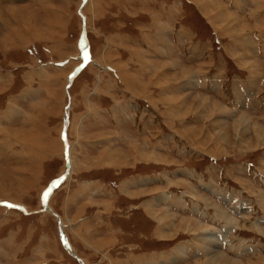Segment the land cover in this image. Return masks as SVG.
Instances as JSON below:
<instances>
[{"label":"rangeland","instance_id":"rangeland-1","mask_svg":"<svg viewBox=\"0 0 264 264\" xmlns=\"http://www.w3.org/2000/svg\"><path fill=\"white\" fill-rule=\"evenodd\" d=\"M5 1L0 18L11 30L0 31V184L11 196L0 192V264L47 260L29 262L31 245L20 260L3 254L14 246L7 232L24 237L21 217L37 218L38 233L54 232L80 264H264V0ZM53 5L59 17L44 18ZM217 10L228 17L218 19ZM28 30L44 40L30 43ZM51 30L54 43L45 40ZM28 61L60 76L64 101L48 114L50 104H38L46 96L20 99L7 121L1 112L21 87L57 88L44 74L40 84L22 80ZM10 71L18 76L13 87ZM25 126L37 141L10 134ZM98 179H108L116 197L86 204L95 195L82 186ZM63 201L71 211L82 207L61 217ZM84 212L107 213L102 227L115 229L117 237L108 236L116 239L84 236L76 223ZM67 227L91 251L79 254Z\"/></svg>","mask_w":264,"mask_h":264},{"label":"crops","instance_id":"crops-1","mask_svg":"<svg viewBox=\"0 0 264 264\" xmlns=\"http://www.w3.org/2000/svg\"><path fill=\"white\" fill-rule=\"evenodd\" d=\"M196 1H197L198 6H199V3L202 0H196ZM0 2L5 3L6 1L5 0H0ZM3 5H5V4H3ZM187 8H188V5H187ZM2 9H3V12H4V8H0V12H1ZM45 11H46V17H44V18H46V19H48L49 15H52V16L56 15L57 17H59V12L60 11L59 10L57 11V9L54 7V5L52 6L51 11H48V10H45ZM52 11H55V15L53 14ZM185 12H186V8H185ZM184 15H186V14L184 13L181 16V18H183ZM220 15H223L224 17H226L225 13H223V12L221 13L220 10H217L216 17L219 18ZM1 20L2 19L0 18V31L6 32L5 29H10V25L2 22ZM52 25H53V21L51 22V26ZM7 26H8V28H7ZM38 27H40V26L38 25ZM54 27L58 30V32H60V30H59L60 29L59 20H57L56 25H54ZM152 27H154V26L152 25ZM190 27H193V26H190ZM40 28H42V27H40ZM44 28H46V27H44ZM191 29L195 33H199L197 28L194 27V28H191ZM52 32H53V30H51V38H48V39H45V40L46 41H53V43H54L56 40L53 39V35L52 34H54V33H52ZM54 32H55V34L57 33L56 31H54ZM21 33L25 34L23 31H21ZM32 35L34 37H30ZM26 36H27L26 40L29 41L30 43L34 42V40H35V42H42L44 40V39H37L35 37L36 35L33 34L30 30L27 31V33L25 35V38H26ZM22 43H26L27 44V42H22ZM110 43H112V42H110ZM115 45H117L119 48L124 47L123 43L114 44V47H115ZM29 47H31V46H28L27 48H29ZM52 47H54V44L52 45ZM22 50H24V49H22ZM8 52L9 51H7L6 53H8ZM35 57H38V55L35 56ZM30 58L32 60L36 59V58H34V56L33 57L30 56ZM10 62H12V61H10ZM122 62H123V60H122ZM30 63H31L30 61L25 63V70L27 69L26 70L27 72L24 71L21 74L22 80H24L26 82H29V83H31V81L34 80L35 82H37V83L39 82V84H40V83H42L44 81V79L42 78V74H44L45 77H46V80H48L49 82L54 80L53 86H55L57 88L53 87L50 90H48L47 88L38 89V86H36V87L35 86L34 87H31V86L30 87H27V86L21 87V90H20L21 93L16 94V95L12 94L13 95L12 96V101L10 102L9 107H7V109H5V110H3V112H1L2 116H4L3 119L6 118L7 121L12 117V115L15 112H17L19 110L20 106L16 105L15 102H19L20 99L28 101L27 97H29V98H39L41 96H43V97L46 96L47 98L43 99L40 102H38V104L39 105L42 104L41 106H44L46 104H50V108H49L48 114L53 113L55 108L59 109L60 108L59 106H61L60 103L64 101V96H63L64 90L62 89L63 87H60L61 86L60 85V83H61L60 76L58 74L56 76H54V77L50 76L49 75V71H48L49 68H46V69L45 68H39L40 72H36V71L33 70V66L32 67L26 66L27 64L30 65ZM28 68L31 69L30 73H29V69ZM117 76H118V78H120L122 80L127 79V78L130 77V76H127V75L125 76V78H123L122 76L120 77L119 75H117ZM6 78H7V79H5L6 86L13 87L14 84L17 82L18 76H16V74L14 72L10 71V72H8V76H6ZM39 78H41V79H39ZM101 80L102 79H101V74H100V81ZM2 81H4V79H3V77L0 76V84H2ZM42 87H44V86H42ZM1 91H4V89H0V92ZM14 98H16V99H14ZM31 107H32V105H31ZM24 113L21 115V119L22 120L25 119L24 118L25 117ZM6 127H7V125L4 126L3 129L5 130ZM10 131L9 132H10L11 135L15 134V135H17L20 138L23 137V139H26V137L28 138V135L30 134L29 139L32 138L33 142L37 141V140H35L36 139V134L35 133L33 134V130L28 128V127H26V126L25 127H21L19 130L10 129ZM40 133H42V132H40ZM40 136L43 137L42 135H40ZM43 139H44V137H43ZM24 144H27V143L24 142ZM38 150H40L41 153L43 152L42 148H39ZM36 152L40 153L37 150H36ZM4 157L7 159V156H4ZM9 158H11V157H9ZM23 160H26L29 164H32V160L29 157H25ZM7 161L10 162V160H8V159H7ZM26 161H23V162H26ZM9 165H11V164H9ZM89 182H91V184H89ZM85 183H87L89 185V188H85V185H84V186H82V187H84L83 190H85V189H86V191L89 190L88 192L93 191L94 195H95V196L92 197V199L88 198V200L85 201L86 204L92 203V201L95 202L96 200H106L107 198L109 199L110 197L108 195H111V196L114 195V198L116 197L115 196L116 194L113 193L110 189H108V184H109L108 183V179L105 182L102 181L101 179L91 180V181H87L86 180ZM77 186H78V184H77ZM78 191H81V190H78ZM62 205L65 208V211H64V214L63 213L60 214L61 217L65 216V214H66V216H68L70 214L75 216V213L79 211L80 207H82L81 204H80V206L75 211H71L70 207L71 206L74 207V204H72V205L68 204V206H69L68 209L66 207V202L65 201L62 202ZM60 208H61V204H60ZM85 212L83 214H81V215H76V217H78V218H76L77 219L76 223L78 224L79 229L82 231L84 236L91 237V239L93 238V240H94V238L104 239V238L113 237V236L117 237L115 229H113V228L110 229L111 227H108V226L107 227H102L101 223L104 222V217H105V215L107 213H91L89 215H86ZM20 217H21V215H20ZM25 219L26 218H23V217H21V219L19 218V220L21 222L18 221V225H17V226H21V227H18V228L20 229V231L22 230L24 237H22L21 235H18L19 231L15 232V233H12V232L9 231V232H7L4 235V237H6L5 239L7 241H9L10 244L13 243L14 246H13V248H9V249L5 247L3 249V254L7 253V255L9 257L11 255L15 254L16 259L20 260V256L23 255L25 250H28V249H26L27 246L31 245V248H30L31 253L29 254L30 255V261L29 262H34L35 261V260L33 261L34 258H37L38 256H42L43 258H46L47 260H43L41 262L39 261L40 262L39 264H78L79 263L80 260L79 261L77 260V257H76L77 255L72 254V253L69 254V252H67L65 249L63 250L62 248H60L59 242L57 240V236H56V234L54 232H49V233L47 232L48 234L38 233V232H40V230H42L40 228H43V225H41L39 221H35V220H37V218L35 220H33V221L30 219L31 222H25ZM25 224H27L26 225L27 228L29 227L28 226L29 224H33V227H30V230H29L32 233L31 232H27L26 233L27 229H26ZM59 225H60V222H59ZM24 229H25V231H23ZM66 229L68 231L67 234H68V236H70L71 240H74V242L78 241V244L74 243V247H76V250L79 252V254H82L84 256L86 254H84L83 251H85V250L91 251L90 249L87 248L86 244L84 242H82L80 237L76 234V229L74 227H72V228L71 227L70 228L67 227ZM36 230H37V234H35ZM44 230H45V228H44ZM109 233H114V235L113 236L112 235L108 236ZM116 237H113V238L116 239ZM1 238H3V237H1ZM104 250L105 249L97 250V253H100L101 251L103 252ZM16 251H17V253H16ZM67 253L70 255V257H69V255L68 256L66 255ZM29 255H26V256L29 257ZM79 258H81V257H79ZM55 262H57V263H55Z\"/></svg>","mask_w":264,"mask_h":264},{"label":"bare ground","instance_id":"bare-ground-1","mask_svg":"<svg viewBox=\"0 0 264 264\" xmlns=\"http://www.w3.org/2000/svg\"><path fill=\"white\" fill-rule=\"evenodd\" d=\"M205 7V6H204ZM207 10V9H206ZM208 12H206V14H207ZM226 17H228V16H226ZM230 18V17H229ZM232 18V17H231ZM230 18V19H231ZM236 18V17H235ZM219 19V18H218ZM238 19V18H237ZM235 22V21H234ZM237 22H239V21H237ZM2 40H1V43L3 42V43H5L6 42V40H8V39H10V36H9V38H7V36L5 37H3V38H1ZM5 46V45H4ZM186 78V77H185ZM186 87V86H185ZM209 105V104H208ZM194 128V127H193ZM193 131V130H192ZM195 131V130H194ZM242 136V135H241ZM223 137V136H222ZM205 140V139H204ZM251 141V140H250ZM107 154V153H106ZM109 156V155H108ZM159 156V155H158ZM141 157V156H140ZM151 157L152 156H143V158H141V160L142 159H151ZM155 157V156H154ZM154 157L152 158V159H154ZM115 160H117V159H115ZM114 161V160H113ZM119 161V160H118ZM117 162V161H116ZM109 163H111V162H109ZM7 185L6 184H0V192H1V194L2 193H4L3 194V196H8L9 197V199H10V194H9V190H6L5 189V187H6ZM11 190V189H10ZM126 190V189H125ZM166 194V193H165ZM168 194V193H167ZM169 195V194H168ZM261 196H263V195H261ZM5 198V197H4ZM13 199V198H12ZM148 205H150V204H148ZM147 205V206H148ZM146 208H148V209H151V210H153V208H151V207H146ZM162 212V211H161ZM224 212V211H223ZM151 213H153V212H151ZM157 213V212H156ZM159 214V213H158ZM160 216H163V215H161V214H159ZM166 216V215H165ZM157 217V216H156ZM165 219V218H164ZM166 219H168L167 217H166ZM160 220V219H159ZM161 221H164L163 219L162 220H160V222ZM185 222H186V220H185ZM184 222V223H185ZM188 222V221H187ZM190 222V221H189ZM196 222V221H195ZM164 223V222H163ZM193 223V222H192ZM162 224V223H161ZM165 224H167V223H165ZM197 224H198V222H197ZM160 226V225H159ZM162 226V225H161ZM187 226V225H186ZM195 226V225H194ZM200 226V225H199ZM202 226H204V225H202ZM206 226V225H205ZM196 227V226H195ZM164 228V227H163ZM197 228H199V227H197ZM160 230V229H159ZM166 233V232H165ZM223 233H227V230H225V231H223ZM164 234V233H163ZM167 236V235H166ZM204 236H206V234L205 235H203V237ZM161 238H164L165 236L164 235H162V236H160ZM166 238V237H165ZM198 238V237H197ZM212 238H214V239H216L217 238V236L216 235H214V236H212ZM200 241H201V243H202V253H204V252H209L210 251V246H209V244H208V242L207 241H205V240H203L202 238H200ZM206 243H207V245H206ZM209 255H213V253H210ZM166 257L164 256V259H165ZM217 258L218 257H211V258H208L209 260H211V261H216L217 260ZM224 258V257H223ZM229 258V257H228ZM228 258H224V259H226L227 260V263H229V259ZM162 259V258H161ZM168 259H169V257L166 259L167 261H168ZM156 260V259H155ZM206 260V259H205ZM219 260H221V259H219ZM232 261V260H231ZM166 262V261H165ZM173 262H175L174 260L173 261H171V263H173ZM217 263H218V261H216ZM230 264V263H229Z\"/></svg>","mask_w":264,"mask_h":264},{"label":"water","instance_id":"water-1","mask_svg":"<svg viewBox=\"0 0 264 264\" xmlns=\"http://www.w3.org/2000/svg\"><path fill=\"white\" fill-rule=\"evenodd\" d=\"M83 40L85 41V44H86V38H85V32H84V38H83ZM87 48V47H86ZM85 48V52H89L88 51V48L86 49ZM87 55H89V53H87ZM87 60H89V56H85L84 57V61L83 62H87ZM78 71V70H77ZM75 75V74H74ZM57 182H59V180H57ZM57 182H54L53 183V186L51 187V188H53L56 184H57Z\"/></svg>","mask_w":264,"mask_h":264},{"label":"snow or ice","instance_id":"snow-or-ice-1","mask_svg":"<svg viewBox=\"0 0 264 264\" xmlns=\"http://www.w3.org/2000/svg\"><path fill=\"white\" fill-rule=\"evenodd\" d=\"M85 55H87V54H85Z\"/></svg>","mask_w":264,"mask_h":264}]
</instances>
